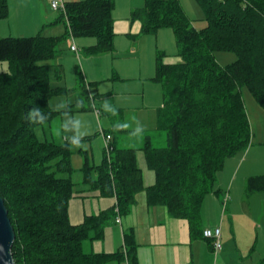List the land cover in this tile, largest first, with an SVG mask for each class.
Wrapping results in <instances>:
<instances>
[{
	"label": "trees",
	"instance_id": "trees-1",
	"mask_svg": "<svg viewBox=\"0 0 264 264\" xmlns=\"http://www.w3.org/2000/svg\"><path fill=\"white\" fill-rule=\"evenodd\" d=\"M196 1L207 22L201 30L179 0H145L143 8L132 12L131 20L141 23L142 35L172 29L176 38L181 61L164 64V54L159 53L154 78L162 87L158 130L165 132L166 142L163 147L147 143L144 148L147 165L156 176L151 187L144 185L135 149H117L112 143L113 152L110 158L105 154L101 165L91 166L86 159L83 184L116 197L117 206L78 225L69 217L77 185L72 145L40 141L36 134L37 128L60 113L51 112L40 126L30 124L26 115L34 106L50 111V100L67 93L66 88L52 86L54 77L62 78L60 67L47 64L66 38L96 39L94 46L85 49L89 56L114 51L116 0L66 3L63 37L0 39V63L8 65L7 71L0 72V196L16 233L12 248L16 264L126 260L138 264L133 231L125 232V247L114 254H88L83 244L102 240L107 222L128 216L144 191L149 207H164L170 217L188 221L193 236L203 233L202 209L206 198L219 192L215 189L219 173L230 158L252 145L242 88L264 110V0ZM8 16V0H0V20ZM220 51L235 53L237 60L221 66L215 55ZM77 76L87 93L80 68ZM67 111L73 112V106ZM245 191L247 197L263 194L264 175L247 179Z\"/></svg>",
	"mask_w": 264,
	"mask_h": 264
},
{
	"label": "crops",
	"instance_id": "crops-1",
	"mask_svg": "<svg viewBox=\"0 0 264 264\" xmlns=\"http://www.w3.org/2000/svg\"><path fill=\"white\" fill-rule=\"evenodd\" d=\"M78 1L85 0H64L65 3ZM8 5L9 16L4 20H0V39L8 37L27 38L38 34L46 37H63L67 34L66 18L62 12L54 11L51 8L49 0H8ZM144 5L145 0H116L113 12L116 33L114 44L115 42L119 43L124 37L131 39V41H137L142 36V25L139 21L132 22L131 14L133 11L143 8ZM74 39L72 37L66 38L60 45L59 54L50 63V66H59L62 74V78L54 77L52 79V86L54 88L67 89L65 95L55 96L50 100V108L53 103L64 99L68 102L67 108L74 107L73 112H68L73 116L81 109L77 105L81 100L86 102V97L88 98L89 96L88 105L93 101L95 97L92 93L93 86L97 89L98 86L96 85L101 82L103 77L110 79L116 72L115 69L106 65L108 60L106 54L89 56L83 52V74L88 92L86 93L79 85L77 72L76 80L74 81L72 75L71 81H68L64 74V65H69L74 59H67L63 56L68 54L67 52L69 54L76 53L72 51L74 44L80 54L78 47H91L96 43L92 39L88 41L82 39L81 42L74 41ZM70 40H73V43ZM159 53L164 54V64L174 65L181 61L177 48L174 56H169L163 51H157L156 66ZM68 69L71 73V67H68ZM113 90L115 91V87H113ZM152 91L151 89L150 94L147 96L145 93L143 94L141 98L143 102L139 104L135 101L130 102L133 105L136 104V107L126 103V100L122 105H118V110L113 115H109L106 122H104L105 128L102 127V131L105 134L112 136V143L117 149L137 150L138 165L143 172L144 185L146 187H151L155 184L156 176L154 171L147 165L144 148L147 143L156 148L163 147L165 136L158 130V111L163 106V100L156 102L150 99L154 96V91ZM146 100H151L152 104L146 103ZM71 102L72 105H70ZM125 108L128 110L124 112L129 113L120 112ZM130 110H132V114H130ZM59 117L63 118L61 114ZM117 122L126 123L128 126L117 129L114 127ZM138 128L143 130L142 134L138 133ZM49 130L50 136L54 139L52 127ZM100 137L102 144L97 153L98 158H96L94 150L87 146L83 147V141L82 146H73L74 153L76 152L77 155L75 161L77 171L73 176L77 185L69 206V217L73 225L81 224L88 216L99 215L101 212L109 211L117 206L116 197L104 196L101 191L92 190L88 185L83 184L81 169L84 167L86 159L89 165L99 166L105 158L104 137ZM62 141L66 142L67 140L62 139ZM231 159L226 162L223 170L219 173V181L221 179L222 182H226V177H223L224 172L228 166L231 168L236 163V161H231ZM249 169L248 166L243 167V164L241 166L238 165L231 175L229 190L232 191L236 185L238 197L242 193L240 192L241 189L243 191L246 186L247 179L254 176L253 173L249 172ZM218 190L217 194H210L204 202L200 231L217 227L221 228L222 250L220 252L215 251L213 240L206 239L203 233L193 236L188 221L170 217L164 207H149L145 191L137 195V202L132 207L130 214L124 217L121 216L122 223H117L116 218L109 220L106 225L104 238L102 240L85 241L83 249L88 254H114L124 249L125 232L133 231L137 245L138 264H261L264 261L255 254L256 243L253 241L251 232L247 234L246 239L243 236L240 237L238 233L236 219L239 216L235 210L231 211L235 208L234 197L232 200L226 198V206L222 203L223 198H220L221 186ZM243 193L245 199L241 201L238 198L237 207L241 212L243 211L242 213L247 218L249 211L245 205V200L250 201L253 196L247 197L246 191H243ZM228 195L230 194L228 193ZM224 205L227 210H223ZM249 222L253 223V220L250 219ZM108 264H129V262L126 260L125 262H110Z\"/></svg>",
	"mask_w": 264,
	"mask_h": 264
},
{
	"label": "rangeland",
	"instance_id": "rangeland-1",
	"mask_svg": "<svg viewBox=\"0 0 264 264\" xmlns=\"http://www.w3.org/2000/svg\"><path fill=\"white\" fill-rule=\"evenodd\" d=\"M179 1L186 11L188 17L193 21L194 26L198 30H201L207 26L204 12L196 0ZM82 39L86 41H88L89 39L96 41V39L94 38H75L74 41L81 42ZM70 41L73 43V40ZM78 48L80 50V54H78L79 56L76 55L77 53L69 54V52L67 51L66 52L68 54L63 56L67 59H74L69 63V65H64V74L66 75V79L68 81H71L72 75L74 81L76 80V72L79 68L84 73L82 62L84 57L83 52L85 54V49L88 47L85 48L83 46H80ZM176 48L177 45L175 44V36L173 30L160 29L155 33L142 35L137 41H131V39H126V37H124L119 43L115 42L114 51L112 53L106 54V57L108 59L106 65L108 67H112V69H115L116 72L114 76H112L110 79H106V77H103L101 79V82L96 85L98 86L97 89H95V86H93L92 93L95 95L93 101H91L89 105L87 101L85 102V100L82 104L79 103V105H83L86 110L80 109L75 114V117L82 122L81 130L84 132L82 138L84 142L83 147L87 146L88 148L94 150L96 158H98L97 153L98 150H100V145L102 144L100 136L103 137L102 127L105 128L104 122H106L109 115L114 114L112 112H106L103 110L101 106L103 101H110L111 104L118 110V105H122L125 100L126 103L135 101L137 104H139L140 102H143V99H141L143 94L145 93L146 96L149 95L151 89L154 91H152L154 93V96L150 99L156 102L162 101V87L158 82L154 80L156 76L157 51H163L169 56H174L176 53ZM215 55L217 61L221 66H228L237 60V55L233 52L220 51L216 52ZM50 63H52V60L47 62V64L49 65ZM68 67H71V73ZM7 69V63H0V72H5L7 71ZM113 87H115V91L113 90ZM130 89L131 91H129ZM242 96L246 105L252 128V146L249 147L247 152H242L231 159V161H236V163L231 168L228 166L226 171L224 172L223 177H226V182H222L219 178L220 181L218 180V182L216 183L215 189L218 190V188H220L221 186L222 192L220 194V198H223V204H225L226 198L228 200H232L234 197L233 201L235 200V208H233L231 211L235 210L239 216L236 219L238 233L240 237L243 236L246 239L247 234L251 232L253 241L254 243H256L255 254L258 258L264 261V194L253 195L250 201L245 200V205L247 206L249 211V215L246 218V215L242 213L243 211L241 212V210H239V208L237 207V199L239 198L241 201H244L245 199L243 193V191H245V187L243 191L241 189L240 192L242 193L241 195H239V197L237 195L238 193L236 185L234 186L232 191L229 190L231 175L238 165L241 166L243 164V167L248 166L250 168L249 172L253 173L254 176L264 175V110L257 104L255 99L246 88H242ZM146 103L152 104V101L146 100ZM70 105H72V102L70 103ZM131 105L136 107V104ZM95 110H98L100 114L97 115ZM126 110L128 109L125 108L120 112H123L124 114L129 113L124 112ZM132 113V110H130V114ZM59 115L56 116L50 123L37 128L36 134L40 141L49 140L54 141L58 144L65 143L64 141H62L61 136L57 133L58 122L61 120ZM115 116L119 118L117 114H115ZM50 127H52L54 139L50 136ZM165 142L166 141H163V143ZM72 150L74 153L73 145ZM76 157L77 155L75 152L72 156V165L75 169V173L77 171L75 162ZM228 193L230 195H228ZM225 205L227 206V204ZM225 205L223 206V210H227ZM249 218L253 220L254 224L252 222H249Z\"/></svg>",
	"mask_w": 264,
	"mask_h": 264
},
{
	"label": "clouds",
	"instance_id": "clouds-1",
	"mask_svg": "<svg viewBox=\"0 0 264 264\" xmlns=\"http://www.w3.org/2000/svg\"><path fill=\"white\" fill-rule=\"evenodd\" d=\"M102 108L106 112H116V108L111 104L110 101L104 100L102 103ZM68 102L64 99H60L53 103L50 111H45L39 106H34L28 110L26 119L32 125L40 126L44 125L51 115V112H58L63 117L58 122L57 133L62 139L67 140L73 146H82V138L84 132L82 129V122L75 116L70 115L67 111ZM128 125L126 123L117 122L114 127L117 129L126 128ZM139 134H142V129H137Z\"/></svg>",
	"mask_w": 264,
	"mask_h": 264
},
{
	"label": "water",
	"instance_id": "water-1",
	"mask_svg": "<svg viewBox=\"0 0 264 264\" xmlns=\"http://www.w3.org/2000/svg\"><path fill=\"white\" fill-rule=\"evenodd\" d=\"M16 233L8 209L0 196V264H16L12 253Z\"/></svg>",
	"mask_w": 264,
	"mask_h": 264
},
{
	"label": "built area",
	"instance_id": "built-area-1",
	"mask_svg": "<svg viewBox=\"0 0 264 264\" xmlns=\"http://www.w3.org/2000/svg\"><path fill=\"white\" fill-rule=\"evenodd\" d=\"M51 8L54 11H60L65 14L66 12V3L64 0H49ZM72 51L79 54V51L75 44L72 46ZM96 114L99 115L100 112L98 110H95ZM103 137H104V151L108 158H110L112 152H113V146H112V136L107 135L102 131ZM117 223H122L121 216L118 215L116 217ZM203 235L206 239L213 240L214 248L216 252H220L222 250V242H221V236L222 231L220 227L214 228V229H205L203 231Z\"/></svg>",
	"mask_w": 264,
	"mask_h": 264
},
{
	"label": "bare ground",
	"instance_id": "bare-ground-1",
	"mask_svg": "<svg viewBox=\"0 0 264 264\" xmlns=\"http://www.w3.org/2000/svg\"><path fill=\"white\" fill-rule=\"evenodd\" d=\"M121 216V215H120Z\"/></svg>",
	"mask_w": 264,
	"mask_h": 264
}]
</instances>
